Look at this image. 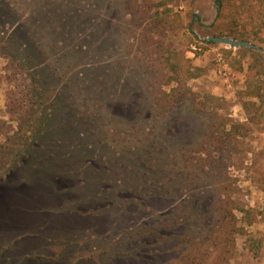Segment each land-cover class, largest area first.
<instances>
[{"label":"rangeland","instance_id":"rangeland-1","mask_svg":"<svg viewBox=\"0 0 264 264\" xmlns=\"http://www.w3.org/2000/svg\"><path fill=\"white\" fill-rule=\"evenodd\" d=\"M217 35L264 0H0V264H264V53Z\"/></svg>","mask_w":264,"mask_h":264},{"label":"water","instance_id":"water-1","mask_svg":"<svg viewBox=\"0 0 264 264\" xmlns=\"http://www.w3.org/2000/svg\"><path fill=\"white\" fill-rule=\"evenodd\" d=\"M219 9V8H217ZM206 42H211L213 44L224 45L226 47L239 49V48H248L261 53H264V49L256 46L255 44L248 41H236L228 37H219V36H209L206 39Z\"/></svg>","mask_w":264,"mask_h":264},{"label":"trees","instance_id":"trees-1","mask_svg":"<svg viewBox=\"0 0 264 264\" xmlns=\"http://www.w3.org/2000/svg\"><path fill=\"white\" fill-rule=\"evenodd\" d=\"M214 3H215V6L217 7V8H222L223 7V0H214ZM217 36H221V35H217ZM241 40L242 41H247L248 40V38H246V37H242L241 38ZM258 42V41H257ZM209 44H213V43H211V42H208ZM214 45H217V44H214ZM23 122V121H22ZM2 125V124H1ZM12 139H10V141H11ZM9 141V142H10ZM1 166V165H0Z\"/></svg>","mask_w":264,"mask_h":264},{"label":"built area","instance_id":"built-area-1","mask_svg":"<svg viewBox=\"0 0 264 264\" xmlns=\"http://www.w3.org/2000/svg\"><path fill=\"white\" fill-rule=\"evenodd\" d=\"M192 49H193V50H195V48H194V47H192Z\"/></svg>","mask_w":264,"mask_h":264}]
</instances>
